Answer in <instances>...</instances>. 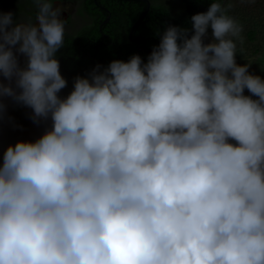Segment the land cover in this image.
I'll return each instance as SVG.
<instances>
[{"label": "clouds", "instance_id": "1", "mask_svg": "<svg viewBox=\"0 0 264 264\" xmlns=\"http://www.w3.org/2000/svg\"><path fill=\"white\" fill-rule=\"evenodd\" d=\"M33 2L35 23L0 11V117L10 97L51 128L3 152L0 264H264V79L226 0L65 98L67 9Z\"/></svg>", "mask_w": 264, "mask_h": 264}, {"label": "trees", "instance_id": "2", "mask_svg": "<svg viewBox=\"0 0 264 264\" xmlns=\"http://www.w3.org/2000/svg\"><path fill=\"white\" fill-rule=\"evenodd\" d=\"M12 1L6 5L12 6ZM148 1L150 3L148 11L130 32L131 26L145 8L142 2L85 0L81 5L80 15H86L91 21L74 33H65L64 46L56 53L60 73L67 81V86L58 93L61 98H65L73 90L75 77L88 78L96 65H100V70H103L111 61L127 62L132 55H139L142 62L146 63L153 47L159 44L161 35L168 26L187 28L190 37L191 16L206 12L211 2V0H172L168 3H163L162 0ZM107 14L109 19L103 23ZM13 18L21 20L16 15ZM31 18L32 16H28L24 19L28 21ZM253 35V32H249V39L253 40ZM137 36L145 40L139 51L137 49L140 44L133 41ZM31 117L30 108L13 100L8 104L0 117V145L4 150L9 145L22 141L32 121Z\"/></svg>", "mask_w": 264, "mask_h": 264}, {"label": "rangeland", "instance_id": "3", "mask_svg": "<svg viewBox=\"0 0 264 264\" xmlns=\"http://www.w3.org/2000/svg\"><path fill=\"white\" fill-rule=\"evenodd\" d=\"M172 0H162L163 3L171 2ZM76 4V3H75ZM74 3L64 4L59 3V6L66 8L67 11L61 13V18L66 20L65 33H74L87 22L76 14V5ZM57 6L54 4V7ZM228 8L227 14L235 18L239 24L243 26L241 39L236 41L237 54L236 63L243 65L250 63L248 71L251 74L258 75L264 79V0H226L224 5ZM35 23V16L31 18ZM253 32V40L249 39L248 33ZM211 42V29H208V36L204 39V43ZM15 51V50H14ZM18 55V61L21 66L25 64V57ZM3 78L0 77V80ZM4 83H8L6 80ZM14 86V85H13ZM244 94L251 96L253 99L258 97L252 96L247 89ZM12 101L10 97L3 98L4 110ZM51 128V119H40L39 123H34L33 120L27 127L22 141L33 142L39 138L47 129ZM235 144V141H229ZM4 149L0 145V161L2 160Z\"/></svg>", "mask_w": 264, "mask_h": 264}, {"label": "flooded vegetation", "instance_id": "4", "mask_svg": "<svg viewBox=\"0 0 264 264\" xmlns=\"http://www.w3.org/2000/svg\"><path fill=\"white\" fill-rule=\"evenodd\" d=\"M12 0H0V11L3 12H8L11 11L13 12L14 15L19 16L21 18L20 21L23 22H27L26 17L28 16H35L36 12H37V6L36 4L33 2V0H14V2L12 3V6L6 5L9 2H11ZM60 3H64V4H69V3H76V14H78L81 18H83V20L85 22H87V24L89 23L90 18L88 19V17L86 15H80L81 12V5H83L85 3V0H60ZM107 21L109 19V14H107L106 18ZM104 23V20H103ZM106 23V22H105ZM137 37H141V36H137ZM143 38V37H142ZM144 39V38H143ZM145 41V40H144Z\"/></svg>", "mask_w": 264, "mask_h": 264}, {"label": "water", "instance_id": "5", "mask_svg": "<svg viewBox=\"0 0 264 264\" xmlns=\"http://www.w3.org/2000/svg\"><path fill=\"white\" fill-rule=\"evenodd\" d=\"M125 1H139V2H142L145 5V8H144L143 12L139 16V18L133 23V25L131 26V30H130V32H131L132 29L141 22V20L144 17L145 13L148 11V8H149L150 3H149L148 0H125ZM105 22H107V19L104 20V23ZM128 38H130V33L128 35ZM133 41L136 42V43H138V44H140V46L137 49L138 51L140 49H142V47L145 44V41H144V39L142 37H137V38L133 39Z\"/></svg>", "mask_w": 264, "mask_h": 264}]
</instances>
